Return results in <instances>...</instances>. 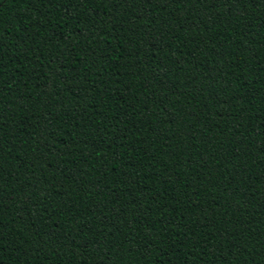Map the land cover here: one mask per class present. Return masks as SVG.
Masks as SVG:
<instances>
[{
  "label": "trees",
  "instance_id": "16d2710c",
  "mask_svg": "<svg viewBox=\"0 0 264 264\" xmlns=\"http://www.w3.org/2000/svg\"><path fill=\"white\" fill-rule=\"evenodd\" d=\"M0 264H264V0H0Z\"/></svg>",
  "mask_w": 264,
  "mask_h": 264
}]
</instances>
